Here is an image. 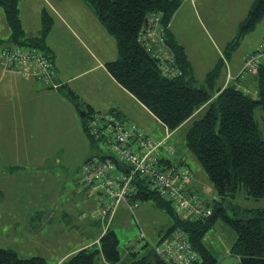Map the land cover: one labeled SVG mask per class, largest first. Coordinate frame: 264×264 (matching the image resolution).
I'll list each match as a JSON object with an SVG mask.
<instances>
[{
  "label": "crops",
  "instance_id": "obj_1",
  "mask_svg": "<svg viewBox=\"0 0 264 264\" xmlns=\"http://www.w3.org/2000/svg\"><path fill=\"white\" fill-rule=\"evenodd\" d=\"M254 1L240 0L238 7L242 15L246 9L247 13L238 26ZM196 2L183 0L168 28L177 41L184 45L198 84L205 83L208 72L218 59L223 58L225 65L217 85L224 88L232 83L255 94V76H240L245 57L253 51L248 48L244 52L247 45L243 49L244 54L242 52V64L228 67L230 60L223 55L205 72L204 78L199 77L188 44L180 37L183 34L181 26L176 21L182 6L188 10L191 8L193 16L197 14ZM213 4L212 0L206 2V13L211 11ZM19 7L26 37H37L42 33L45 13L51 18L46 43L53 60V69L52 79L41 81L35 76L25 75L22 69L6 67L1 63V47L10 42L11 27L5 11H0V247L13 249L20 255V249L26 250L29 243L33 247L45 241L51 244L57 231L54 228L56 221L63 225L62 229H77L82 234L86 232L88 237L72 249L59 250L56 264H60L70 254L99 244L107 229L112 228L109 223L121 205L113 215H96L95 210L100 207L102 195L93 186L82 182L77 173L89 155H95L94 147L83 131L81 109L87 112L117 110L121 114L119 117L136 122L153 139L164 138L161 131L165 132V136L172 132L173 136L178 129L170 130L108 70L107 63L118 57L117 40L88 3L84 0H21ZM231 40L224 42L226 48ZM230 53L226 52V55ZM67 88L77 95L78 102L65 95ZM79 104L82 108L78 107ZM204 108L205 105L194 116L203 112ZM58 139L63 144L58 146ZM74 139L78 143L68 142ZM58 156L62 159L56 162L52 160ZM58 170L62 171L63 177L54 175ZM29 174L43 178L40 182L34 177L35 182L31 187L12 178L14 175ZM44 177L49 179V183ZM69 181L74 186L66 192H72L73 196L61 197L65 183ZM191 185L208 192L207 186L196 179L195 173ZM50 191L55 192L57 197L50 199ZM127 205L130 203L126 202ZM64 221L67 223L63 224ZM103 223L104 226L100 228ZM22 231L24 236H20ZM156 241L153 240V243ZM126 252L128 256L129 247Z\"/></svg>",
  "mask_w": 264,
  "mask_h": 264
},
{
  "label": "trees",
  "instance_id": "obj_2",
  "mask_svg": "<svg viewBox=\"0 0 264 264\" xmlns=\"http://www.w3.org/2000/svg\"><path fill=\"white\" fill-rule=\"evenodd\" d=\"M84 1L94 9L101 23L117 40L118 57L107 63L108 70L170 130L185 128L186 147L198 157L219 195V199L214 203V213L209 218L197 220L175 212L170 200L142 178H135V194H131L128 200L132 203L136 200H153L172 219L164 236L176 230L184 231L204 258L205 264H222L203 240L206 232L219 217L225 219L237 233L232 252L240 257L238 264H264V207H242L235 203V197L241 191L256 199L264 198V131L257 116L259 110L264 113V59L254 75L258 91L256 94H251L232 83L224 88L217 85L225 65L223 58L218 59L208 72L205 83L198 84L184 45L177 41L168 28L171 18L183 0ZM20 2L21 0H0V6L4 9L11 27L10 42L7 44L35 46L52 60L46 43V36L52 24L51 18L45 13L42 18V33L37 37H26L20 16ZM152 11L163 13L169 44L183 70V74L179 76L164 75L158 60L146 51L139 40L146 15ZM263 17L264 0H255L239 25V31L228 44V54ZM52 69L53 66L51 71ZM251 75L253 74L245 72L240 74L243 78ZM64 93L78 102V97L72 90L67 88ZM204 105L203 112L194 116ZM78 107L82 108V105L79 104ZM94 112L81 109L85 132L92 146L99 148L100 142L105 140L97 139L86 128L87 116ZM107 112H113L117 117L121 115L117 110ZM97 155L101 158H112L116 162V157L110 153ZM91 157L93 155L89 158ZM83 163L79 167L80 178L86 185L93 186L101 193V205L107 197L103 190L83 179ZM117 163L124 168L120 161L117 160ZM183 163L187 164V160L184 159ZM229 209L234 215L228 213ZM134 248L130 250L129 246L132 259H123L117 231L108 228L99 244L70 254L60 264H169L152 249L142 257H137L138 251H134ZM0 264L48 262L43 256L23 258L13 249L0 247Z\"/></svg>",
  "mask_w": 264,
  "mask_h": 264
},
{
  "label": "built area",
  "instance_id": "obj_3",
  "mask_svg": "<svg viewBox=\"0 0 264 264\" xmlns=\"http://www.w3.org/2000/svg\"><path fill=\"white\" fill-rule=\"evenodd\" d=\"M139 40L146 51L158 60L164 75L175 77L183 74L169 44L167 25L161 11L146 15ZM262 59L264 42L245 57L242 72L257 73ZM1 63L6 67L22 69L25 75L35 76L41 81L52 79L51 58L35 46L7 44L1 50ZM87 117V130L97 139L105 140L104 143L109 144L108 149L112 151L108 153L116 157L115 162L112 158H101L96 154L83 163V179L103 190L107 197L95 210L96 215H113L122 202L128 201L131 194H135V178H142L159 189L179 215L197 220L209 218L214 213V203L219 195L204 194L193 187L192 168L183 161L174 163L170 159L175 153V146L168 142L172 132L162 139H153L137 123L119 118L113 112H94ZM117 160L124 168L118 165ZM141 238H145L143 232ZM152 245L154 252L169 264H205L184 231L176 230Z\"/></svg>",
  "mask_w": 264,
  "mask_h": 264
},
{
  "label": "rangeland",
  "instance_id": "obj_4",
  "mask_svg": "<svg viewBox=\"0 0 264 264\" xmlns=\"http://www.w3.org/2000/svg\"><path fill=\"white\" fill-rule=\"evenodd\" d=\"M207 1L208 0H197L196 4L198 11L197 14H194V16L191 8L188 10L182 6L179 11L178 20L176 19L178 24L181 26V32L183 33L180 37L184 42H186V44H188L196 72L199 77L203 78L205 72L214 66L219 57L225 55L228 60H230V62L227 63L228 67L234 68L239 64H242V56L248 48L255 50L259 48L264 41L263 17L252 30L247 32L245 35L246 37L242 38L240 42L235 44V47L232 48L230 55L227 56V48L225 47L224 42L230 38L233 39V35L239 31L238 23L247 13V9L242 15L241 10L238 7L240 0H212L214 4L211 7V11L206 13L205 4ZM0 11H4L1 6ZM1 21L2 18L0 17V22ZM245 46L247 48L243 52ZM254 75L255 74L251 76ZM263 115L264 113L261 110L257 112L261 128L264 131ZM52 128L53 127H50V129ZM184 129V127L178 129L177 132L168 140L169 143H172L175 146V153L171 156V160L174 163H181L182 160L186 159L187 164H189L194 171L196 179L200 182H204L207 186L208 192L217 194L215 185L208 176L205 168L202 166V163L198 157L194 153L190 152L186 147ZM83 131L85 132L84 121ZM161 133L162 137H165V132L161 131ZM152 134L154 135L155 133ZM68 142L78 143V140L74 139ZM56 143H58L59 146L63 144V141L58 139ZM108 146L109 144H105L101 141L100 147L94 148L93 154L112 152L110 148L108 149ZM58 159L61 160L62 158L58 156V158L52 160L56 162ZM76 169L77 166L75 167V170ZM77 173L79 174V171ZM54 175L63 177L61 170L55 171ZM34 177H36L39 181L43 178V176H38L36 174H29L26 176L14 175L12 178L18 183L29 184L31 187L35 182ZM45 180L49 183V179L46 178ZM70 183V181L65 183V189L61 197L67 198V196H73L72 192H66L69 188L74 186L73 184L70 185ZM13 184L14 181L12 185ZM82 188L83 185L81 184V189ZM209 189L212 190L209 191ZM50 192L52 195L50 199L52 197H57L55 192ZM203 193L207 194L206 192ZM128 201L130 205L126 206V202ZM128 201L121 203L116 216L114 215L115 218L113 217L114 219H112L109 224L117 231L120 238V249L123 259L130 261L132 256L130 254L126 256L127 248L130 246V250H133L135 246L134 251H138L137 257H142V255L151 249L153 250V240H161L171 225L172 219L163 209H160L153 200H136L135 203L130 202V200ZM235 203L242 207H264V198L256 199L252 196L245 195V193L241 191L237 193ZM228 213L234 215V212L231 209L228 210ZM65 223L67 222L64 221L63 224ZM54 224V228L57 231L54 234L51 244L48 241H45L44 243L36 244L33 247L32 243H29V247H26V250L22 251V249H20V256L30 257L34 255H42L47 259L48 264H56V258L60 256L59 250H70L79 244L83 238L88 237L86 232L82 234L77 229H69V231L68 229H62L63 225L60 224L59 221H56ZM109 224L106 222V225L109 226ZM103 226L104 223L100 226V228ZM141 232L145 233V238H141ZM20 236H24L23 231ZM236 239L237 233L235 229L222 217H219L215 221L203 238L205 245L222 264H238L240 257L232 252V246Z\"/></svg>",
  "mask_w": 264,
  "mask_h": 264
},
{
  "label": "clouds",
  "instance_id": "obj_5",
  "mask_svg": "<svg viewBox=\"0 0 264 264\" xmlns=\"http://www.w3.org/2000/svg\"><path fill=\"white\" fill-rule=\"evenodd\" d=\"M263 42H264V41H263ZM1 50H2V48H1ZM257 92H258V91L256 90V91H255V94H256ZM182 161H184V160H182Z\"/></svg>",
  "mask_w": 264,
  "mask_h": 264
},
{
  "label": "water",
  "instance_id": "obj_6",
  "mask_svg": "<svg viewBox=\"0 0 264 264\" xmlns=\"http://www.w3.org/2000/svg\"><path fill=\"white\" fill-rule=\"evenodd\" d=\"M83 115V114H82Z\"/></svg>",
  "mask_w": 264,
  "mask_h": 264
}]
</instances>
